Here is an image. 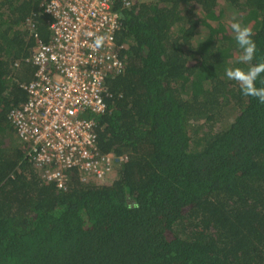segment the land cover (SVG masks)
<instances>
[{
    "label": "trees",
    "instance_id": "16d2710c",
    "mask_svg": "<svg viewBox=\"0 0 264 264\" xmlns=\"http://www.w3.org/2000/svg\"><path fill=\"white\" fill-rule=\"evenodd\" d=\"M45 2L0 0V264H264V104L225 74L247 67L234 20L264 62V0H115L124 68L93 116L124 161L109 181L70 169L65 188L9 116L51 34Z\"/></svg>",
    "mask_w": 264,
    "mask_h": 264
},
{
    "label": "built area",
    "instance_id": "2783aa9c",
    "mask_svg": "<svg viewBox=\"0 0 264 264\" xmlns=\"http://www.w3.org/2000/svg\"><path fill=\"white\" fill-rule=\"evenodd\" d=\"M114 1L46 0L51 34L35 45V71L22 84L26 98L9 113L26 157L45 180L62 188L70 169H77L83 181H109L124 161L123 155L99 149L93 116L106 111L108 78L124 68ZM121 1L124 6L134 2ZM97 35L110 37L99 49L94 48Z\"/></svg>",
    "mask_w": 264,
    "mask_h": 264
},
{
    "label": "clouds",
    "instance_id": "9594fccd",
    "mask_svg": "<svg viewBox=\"0 0 264 264\" xmlns=\"http://www.w3.org/2000/svg\"><path fill=\"white\" fill-rule=\"evenodd\" d=\"M230 28L240 49L239 63L247 67H228L225 70L226 77L238 84L244 96L256 98L264 104V86L258 87L256 83L264 74V62L253 64L257 53L254 29L251 24H243L236 20L230 24ZM108 39L109 36L97 35L94 39V48L99 49Z\"/></svg>",
    "mask_w": 264,
    "mask_h": 264
},
{
    "label": "rangeland",
    "instance_id": "374dc122",
    "mask_svg": "<svg viewBox=\"0 0 264 264\" xmlns=\"http://www.w3.org/2000/svg\"><path fill=\"white\" fill-rule=\"evenodd\" d=\"M201 29H202V30H201L200 34H198V37H203L204 33H205L206 30H207V28H205V27H202ZM201 34H202V35H201ZM86 116H88V115H86Z\"/></svg>",
    "mask_w": 264,
    "mask_h": 264
}]
</instances>
